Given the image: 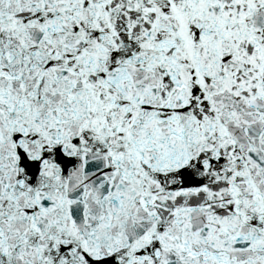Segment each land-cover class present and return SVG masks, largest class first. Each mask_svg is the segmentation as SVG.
<instances>
[{"label":"snow or ice","instance_id":"1","mask_svg":"<svg viewBox=\"0 0 264 264\" xmlns=\"http://www.w3.org/2000/svg\"><path fill=\"white\" fill-rule=\"evenodd\" d=\"M0 264H264V0H0Z\"/></svg>","mask_w":264,"mask_h":264}]
</instances>
